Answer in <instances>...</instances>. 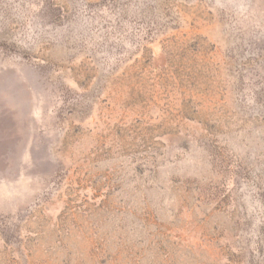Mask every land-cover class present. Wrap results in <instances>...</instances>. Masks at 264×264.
I'll use <instances>...</instances> for the list:
<instances>
[{
  "label": "rangeland",
  "instance_id": "rangeland-1",
  "mask_svg": "<svg viewBox=\"0 0 264 264\" xmlns=\"http://www.w3.org/2000/svg\"><path fill=\"white\" fill-rule=\"evenodd\" d=\"M0 264H264V0H0Z\"/></svg>",
  "mask_w": 264,
  "mask_h": 264
}]
</instances>
